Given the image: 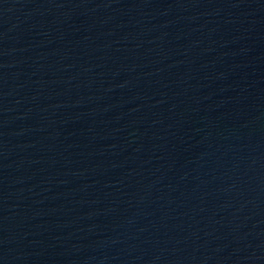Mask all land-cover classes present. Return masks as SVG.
I'll return each mask as SVG.
<instances>
[{
	"label": "water",
	"instance_id": "water-1",
	"mask_svg": "<svg viewBox=\"0 0 264 264\" xmlns=\"http://www.w3.org/2000/svg\"><path fill=\"white\" fill-rule=\"evenodd\" d=\"M0 264H264V0H0Z\"/></svg>",
	"mask_w": 264,
	"mask_h": 264
}]
</instances>
